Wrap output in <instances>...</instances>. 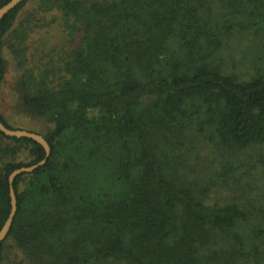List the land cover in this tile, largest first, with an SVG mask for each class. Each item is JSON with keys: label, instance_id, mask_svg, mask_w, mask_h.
I'll return each mask as SVG.
<instances>
[{"label": "trees", "instance_id": "trees-1", "mask_svg": "<svg viewBox=\"0 0 264 264\" xmlns=\"http://www.w3.org/2000/svg\"><path fill=\"white\" fill-rule=\"evenodd\" d=\"M55 23L60 45H29ZM263 43L264 0H22L0 89L9 56L34 124L0 119L51 153L14 180L0 264H264ZM44 156L0 131V229L9 174Z\"/></svg>", "mask_w": 264, "mask_h": 264}, {"label": "rangeland", "instance_id": "rangeland-1", "mask_svg": "<svg viewBox=\"0 0 264 264\" xmlns=\"http://www.w3.org/2000/svg\"><path fill=\"white\" fill-rule=\"evenodd\" d=\"M34 4H35V1L31 3L30 5H28L26 9H24V15L34 7ZM51 15L50 14L46 15L45 19L48 20L51 17ZM22 18H23V15L21 16L20 19ZM64 38H65V35H63L62 27L59 26L57 23H55V24H51L49 27L37 28L28 43L30 46L36 47L40 40L43 41L45 45H42L41 50L39 51V52H42L44 49L50 48L52 45H56V44L60 45L64 41ZM244 38L245 37H243V39ZM240 45L241 46H238L235 44L237 51L239 49L245 51L246 49L248 50L249 48V46L245 45L244 41H242ZM263 50H264V43L261 45L260 49L257 48V52L263 51ZM40 56H42V53H39L38 57ZM7 61H8L9 67L7 69L6 81L4 82L2 88L0 89V111L2 114H4L6 119L12 125L17 124V125L22 126L25 124L28 127L32 126L34 124V119L30 117L29 115H27L25 111L21 109V105H19V102H18L17 94L14 92V87H15L16 77H17V70L13 66L12 60L9 56L7 57ZM36 124L37 126H42V124L39 122ZM37 126L35 125L34 128L38 131H41L40 128H42L43 126L42 127H37ZM263 148H264V143L262 144V147H253L251 149H248L245 151V156H247V158H251L254 155V153H256L257 151ZM202 153L203 154L201 155L203 156V158L204 156H207L205 152H202ZM230 185L232 189L225 188L226 186H228V185H225L224 188H221V190H225L226 193H231L232 191L237 193L239 188L237 189L233 183H230Z\"/></svg>", "mask_w": 264, "mask_h": 264}, {"label": "water", "instance_id": "water-1", "mask_svg": "<svg viewBox=\"0 0 264 264\" xmlns=\"http://www.w3.org/2000/svg\"><path fill=\"white\" fill-rule=\"evenodd\" d=\"M21 1L22 0H9L7 3L1 6L0 7V21L7 13H9L13 8H15ZM0 131L10 137H17V138L26 137V138L33 139L34 141L39 143L44 148V151H45L44 158L39 160L37 163L14 169L8 176L9 195H10V212H9V215L6 221L4 222L3 226L0 229V243H1L8 235L13 219H14V216L17 212V197H16V193L13 187L15 178L20 174L30 173L34 171L35 169H37L38 167L44 165L46 163L48 156L51 153V147L43 135L33 132V131H29L27 129L8 128L1 121V119H0Z\"/></svg>", "mask_w": 264, "mask_h": 264}]
</instances>
